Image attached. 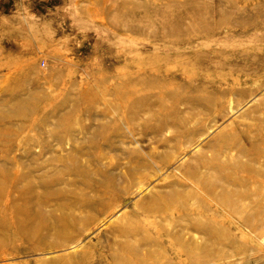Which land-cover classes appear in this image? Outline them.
<instances>
[{"label":"rangeland","instance_id":"374dc122","mask_svg":"<svg viewBox=\"0 0 264 264\" xmlns=\"http://www.w3.org/2000/svg\"><path fill=\"white\" fill-rule=\"evenodd\" d=\"M262 95L264 0H0V264H117L119 231L155 220L139 203ZM249 165L160 223L224 229L193 264H264V166ZM157 241L145 264H192Z\"/></svg>","mask_w":264,"mask_h":264},{"label":"bare ground","instance_id":"6f19581e","mask_svg":"<svg viewBox=\"0 0 264 264\" xmlns=\"http://www.w3.org/2000/svg\"><path fill=\"white\" fill-rule=\"evenodd\" d=\"M248 82L251 81L247 79L243 83L246 84ZM241 84L239 80L227 81L226 85L228 87L220 90L222 97L214 98L216 103H220L222 99L225 100L227 98L226 100L232 104V99L228 96L233 95L232 92L238 85L240 87ZM259 88H251L252 93L254 94ZM239 104L236 103V107ZM243 112L239 123L230 124L229 129L218 135L214 140L210 155H206L203 158L204 160L202 158L198 159L194 165L188 164L180 167L176 182L172 187L168 188L167 192L149 196L145 202L139 203L137 206L138 212L148 217L154 216L155 220L154 222L143 223V225H132L134 227L130 230L119 231L124 242L116 241L118 245L116 244L117 249L109 257L111 261L117 264H145L147 260L154 258L152 254L154 252L151 251V248L159 247L157 239L162 237L169 240L170 248L173 249L174 245L181 248V251L175 254L176 258L180 257L181 253L186 252L188 253L187 260L192 264L198 261L207 263L213 260L210 255L214 251L219 250L220 252L221 249L226 247L224 229H217L211 220L206 219V222H208L206 224L195 223L178 228V231L171 233L172 235L168 231L165 232L160 227V223L165 222L168 216L178 218L183 214L194 213L193 209L186 204L189 196L199 194L210 200L219 198L217 193L214 192V187L212 188L214 183L219 182V188L224 191L221 182L231 179L233 173L238 172V170H242L245 173L249 169V164L257 162L264 166V95L251 109ZM241 159L245 160L244 165L239 163L238 167L240 169L235 168L234 166H237V162ZM197 162L198 164H196ZM232 162H235L236 165L231 166ZM200 167L203 168L206 174L200 173ZM251 172L253 173V170ZM250 177L252 176L250 175ZM217 204H221L224 207L227 206L224 201H218ZM227 207L229 210V206ZM202 208H205V206ZM178 223L181 224L180 222ZM178 223H176V226L181 227V225H177ZM186 232L205 237L206 244L205 242H194ZM219 252H215L216 255Z\"/></svg>","mask_w":264,"mask_h":264}]
</instances>
